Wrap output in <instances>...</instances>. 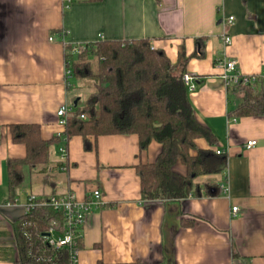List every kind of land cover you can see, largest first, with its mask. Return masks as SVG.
<instances>
[{
    "label": "crops",
    "instance_id": "1",
    "mask_svg": "<svg viewBox=\"0 0 264 264\" xmlns=\"http://www.w3.org/2000/svg\"><path fill=\"white\" fill-rule=\"evenodd\" d=\"M147 39L174 65L180 51L190 57L196 118L218 139L197 145L224 151V170L198 180L201 196L144 201L137 166L154 163L160 144L141 151L137 135L101 136L87 151L82 137L63 138L50 146L47 182L25 167L19 197L8 204L6 162L27 155L8 126L40 125L46 141L66 131L56 115L72 103L65 44ZM225 60H236L243 75L264 72V0H0V264L19 259L13 223L30 197L41 203L71 192L84 201L95 191L102 205L87 215L78 264H264V117H229L242 96H230L221 79ZM254 89L264 90V77ZM251 141L257 144L248 149ZM174 170L186 174L180 163Z\"/></svg>",
    "mask_w": 264,
    "mask_h": 264
},
{
    "label": "trees",
    "instance_id": "2",
    "mask_svg": "<svg viewBox=\"0 0 264 264\" xmlns=\"http://www.w3.org/2000/svg\"><path fill=\"white\" fill-rule=\"evenodd\" d=\"M60 34L63 39L64 31ZM74 48L78 49L77 53ZM65 51L70 77L77 81H92L95 91L82 108L79 101L62 137L44 140L41 126L37 124L8 126L13 143L24 145L27 155L25 159H9L6 162L7 203H16L24 183L25 167L30 168L31 172L38 170L44 182H47L46 178L51 177L52 171L50 146L63 138L68 142L76 136L83 138L87 151L92 149L91 140L95 141L101 136L137 135L141 151L156 142L162 146L156 161L137 166L142 199L180 201L190 196H201L202 186L198 180L221 173L226 166L227 156L217 155L213 149L198 148L197 140L204 139L213 147L218 139L211 129L197 120L190 93L183 82L190 57H186L182 50L174 65L166 53L154 49L152 40L148 39L100 40L76 47L65 44ZM228 92L232 97L242 96L241 103L230 109V118L264 117L263 89L240 86ZM82 116L85 119H81ZM179 163L186 168L184 176L174 170ZM56 170L60 172L61 168L56 167ZM203 188L208 196L215 195L214 186L205 185ZM51 228L63 234L66 223L61 212L47 205L35 208L14 222L19 254L14 264H71L70 249L55 250L48 245L46 235Z\"/></svg>",
    "mask_w": 264,
    "mask_h": 264
},
{
    "label": "built area",
    "instance_id": "3",
    "mask_svg": "<svg viewBox=\"0 0 264 264\" xmlns=\"http://www.w3.org/2000/svg\"><path fill=\"white\" fill-rule=\"evenodd\" d=\"M234 21V17L228 19V24ZM66 36V35H65ZM65 36L63 38H65ZM223 41L226 45H230L232 42L231 37L227 34L223 35ZM51 41L53 39H50ZM65 43V42H64ZM74 52L77 53L78 49L74 48ZM218 67L222 70L221 79L224 82L226 88L229 90L233 87H252L255 88L260 78L264 77V72L262 75H243L238 71V62L236 60H225L218 63ZM66 76L69 78L71 76V71L66 72ZM183 82L187 87L190 94L194 93L197 88L196 81L194 77L188 73L183 76ZM75 110L72 103L63 104L57 110V118L59 125L66 129L67 123L70 119L71 114ZM81 119H85L82 116ZM257 141H251L247 144V148L251 149L255 147ZM63 154V159H66L67 149L63 148L61 150ZM217 155H225L224 151H217ZM63 170H67L66 167ZM47 205L52 207L55 211L61 212L65 218L66 230L63 234H58L55 228H51L47 235V243L50 247L55 250L59 249H70L72 253V263L78 264V252L77 249L78 242L82 239L83 228L86 224L87 215H89L93 210L98 209L102 205L101 193L95 191L86 200L80 201L74 193L68 192L65 194H58L52 196L49 200L44 202H37L35 197H30L27 205L25 206V215L29 214L35 208ZM238 207L232 208V217L238 216Z\"/></svg>",
    "mask_w": 264,
    "mask_h": 264
},
{
    "label": "rangeland",
    "instance_id": "4",
    "mask_svg": "<svg viewBox=\"0 0 264 264\" xmlns=\"http://www.w3.org/2000/svg\"><path fill=\"white\" fill-rule=\"evenodd\" d=\"M95 63L96 60L92 59ZM71 83L70 101H76L80 99V108L85 105V101L89 98V96L95 91L94 83L90 80L85 81H77L73 77H69Z\"/></svg>",
    "mask_w": 264,
    "mask_h": 264
},
{
    "label": "water",
    "instance_id": "5",
    "mask_svg": "<svg viewBox=\"0 0 264 264\" xmlns=\"http://www.w3.org/2000/svg\"><path fill=\"white\" fill-rule=\"evenodd\" d=\"M79 101H80V99H77L76 101H74L73 105H74L75 108H77ZM46 236L49 237L50 235L48 234Z\"/></svg>",
    "mask_w": 264,
    "mask_h": 264
}]
</instances>
